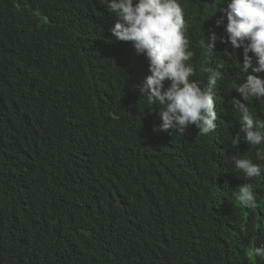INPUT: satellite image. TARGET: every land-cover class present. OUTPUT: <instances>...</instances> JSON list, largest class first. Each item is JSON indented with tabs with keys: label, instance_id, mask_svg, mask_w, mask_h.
Segmentation results:
<instances>
[{
	"label": "trees",
	"instance_id": "obj_1",
	"mask_svg": "<svg viewBox=\"0 0 264 264\" xmlns=\"http://www.w3.org/2000/svg\"><path fill=\"white\" fill-rule=\"evenodd\" d=\"M224 1L181 0L192 79L222 66L217 128L200 136L153 131L163 105L139 91L147 61L111 36L101 0H0V264H264L251 255L264 245V176L231 162L249 146L230 142L243 55L221 43ZM248 103L264 119V103ZM244 182L254 208L236 199Z\"/></svg>",
	"mask_w": 264,
	"mask_h": 264
},
{
	"label": "clouds",
	"instance_id": "obj_2",
	"mask_svg": "<svg viewBox=\"0 0 264 264\" xmlns=\"http://www.w3.org/2000/svg\"><path fill=\"white\" fill-rule=\"evenodd\" d=\"M101 3L117 18L109 28L111 36L131 42L135 53L147 61L149 74L140 82L139 91L150 105L154 102L163 105L159 113L162 123L153 131L175 129L184 134L189 126H195L200 136L214 133L219 120L214 88L222 79L218 70L222 66L205 64L201 72L206 75V82L192 79L196 69L190 63L193 52L188 50L185 5L181 0H101ZM217 11L220 16L216 25H222L227 36V41L221 37V43L229 42L234 51L242 48L243 55L242 63L235 57L243 78L234 79L232 85L240 98L234 96L228 101L239 114V131L230 142L236 146L243 140L249 150L255 151V162L246 154L249 150L243 155H231V162L248 179L259 178L264 176V119L250 109L248 102L264 103V77L257 75L264 73V0H225L212 14ZM206 39L211 43L206 44ZM216 40L215 33L207 38L204 35L202 45L208 56ZM51 175L60 179L56 171ZM236 199L245 208L256 207L257 193L252 184L242 183ZM251 255L264 260V245L253 247Z\"/></svg>",
	"mask_w": 264,
	"mask_h": 264
}]
</instances>
